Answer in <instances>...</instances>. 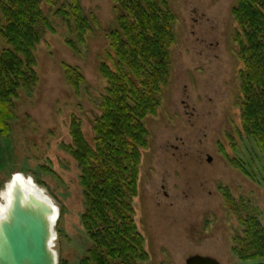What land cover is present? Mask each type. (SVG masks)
<instances>
[{"label":"rangeland","instance_id":"1","mask_svg":"<svg viewBox=\"0 0 264 264\" xmlns=\"http://www.w3.org/2000/svg\"><path fill=\"white\" fill-rule=\"evenodd\" d=\"M70 2L42 5L52 30L35 52L39 83L32 93L20 94L10 132L0 135V211L7 186L22 175L59 210L52 242L58 264H84L90 247L83 226L86 200L81 172L67 148L74 118L92 144L107 88L100 69L109 64V34L119 11L111 0H78L97 25L76 53L67 45L72 37L58 15ZM167 2L178 19L171 78L157 115L145 120L150 139L133 203L149 255L143 264H186L196 255L221 264H264V259L240 262L234 253L245 230L219 189H229L241 215L257 216L264 227V156L242 128L237 0ZM4 48L0 40V51ZM65 66L85 78L79 93L69 85Z\"/></svg>","mask_w":264,"mask_h":264},{"label":"trees","instance_id":"2","mask_svg":"<svg viewBox=\"0 0 264 264\" xmlns=\"http://www.w3.org/2000/svg\"><path fill=\"white\" fill-rule=\"evenodd\" d=\"M44 1L0 0V40L5 45L0 51V135L10 132L14 102L22 92L32 93L39 83L35 52L52 30L42 9ZM111 1L119 16L109 34V64L100 69L107 81L99 104L101 116L94 122L92 144L80 121L73 119L67 151L81 172L86 200L83 226L90 247L84 264H143L149 255L133 203L139 195L142 156L150 139L145 120L157 115L163 89L170 82V52L177 40L178 19L167 0ZM58 15L72 37L67 45L79 52L94 32L96 19L84 14L78 0H71ZM233 18L237 24L234 43L242 63L243 133L254 139L264 156V0H237ZM65 76L77 93L86 85L78 69L65 66ZM231 165L245 174L241 164ZM219 189L245 230L244 237L236 238L234 253L243 263L263 260L261 221L252 214L243 217L229 189Z\"/></svg>","mask_w":264,"mask_h":264},{"label":"water","instance_id":"3","mask_svg":"<svg viewBox=\"0 0 264 264\" xmlns=\"http://www.w3.org/2000/svg\"><path fill=\"white\" fill-rule=\"evenodd\" d=\"M56 213V206L37 190L15 186L8 213L0 220V264H58L52 250ZM186 264L221 263L196 255Z\"/></svg>","mask_w":264,"mask_h":264},{"label":"bare ground","instance_id":"4","mask_svg":"<svg viewBox=\"0 0 264 264\" xmlns=\"http://www.w3.org/2000/svg\"><path fill=\"white\" fill-rule=\"evenodd\" d=\"M20 185L21 187H23L24 189H27L28 191H31V189L37 190L39 191L33 184L31 181H27L23 178L22 175L17 174L13 177L12 181L10 182V184L7 186L6 192L4 194V200L6 201L5 206L1 209L0 211V220L4 219L6 214L8 213V209L11 205L12 199H13V191H14V187ZM40 192V191H39ZM42 193V192H41ZM56 216L55 218H59V210L56 207ZM58 216V217H57ZM58 220V219H57ZM56 220V222H57Z\"/></svg>","mask_w":264,"mask_h":264}]
</instances>
